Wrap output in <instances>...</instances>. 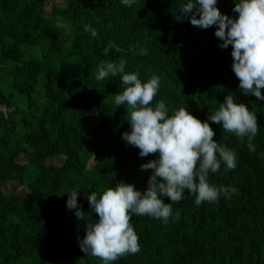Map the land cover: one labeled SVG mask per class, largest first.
Here are the masks:
<instances>
[{
	"label": "trees",
	"instance_id": "1",
	"mask_svg": "<svg viewBox=\"0 0 264 264\" xmlns=\"http://www.w3.org/2000/svg\"><path fill=\"white\" fill-rule=\"evenodd\" d=\"M45 1L0 0V107H11L16 95L27 101L9 118L0 112V264H99L78 244L85 224L94 223L97 214L79 221L66 208L67 193L61 192L76 187L85 188L82 193H102L120 181L146 188L151 170L141 172L139 165L156 154L140 157L139 149L121 138L129 122L126 109L113 102L123 90L120 76L95 79L101 61L118 63L120 55L160 60L186 79L178 98L163 99L158 93L152 102L163 100L170 114L195 102L194 116L204 121L230 94L256 113L260 129L252 141L256 151L250 152L245 142L209 122L214 139L238 158L234 170L225 172L221 165L218 173L209 175V183L231 185L238 192L199 207L189 196L173 206L180 216L168 223L133 216L141 250L114 264H264V101L239 89L231 69V46L218 47L215 27L200 29L179 21L185 0H137L131 8L120 0H70L66 7H54L51 20L36 11ZM217 7L235 15L234 0H218ZM57 22L70 28L61 29ZM85 24L96 28L98 36L86 33ZM109 42L118 50L104 56ZM130 45L137 51L146 48L148 55L134 56ZM110 52H117L113 60ZM125 71L139 73L145 81L135 69ZM27 80L36 92L22 87ZM198 86L204 91L195 94ZM95 113L100 122L92 126ZM21 152L33 157V173L17 162ZM59 154L67 157L61 166L38 160L39 155ZM11 179L27 183L30 195L4 192L3 183ZM164 202L170 201L165 197ZM78 203L89 210L82 195ZM246 248L251 262H245Z\"/></svg>",
	"mask_w": 264,
	"mask_h": 264
},
{
	"label": "clouds",
	"instance_id": "2",
	"mask_svg": "<svg viewBox=\"0 0 264 264\" xmlns=\"http://www.w3.org/2000/svg\"><path fill=\"white\" fill-rule=\"evenodd\" d=\"M131 8L137 0H120ZM218 0H185L179 9V21L187 20L200 29L215 27L214 35L218 47L231 46V69L239 80V89L244 95H252L257 101H264V0H234L232 13H222ZM198 17V18H197ZM91 37L98 31L91 25L83 26ZM116 46L109 42L103 49L108 56ZM118 50V49H116ZM132 54L146 56L148 50L134 45ZM125 61H101L97 65L95 79L103 81L120 76L123 90L114 96V104L127 111L129 130L121 133L122 140L139 149L140 157L156 154L155 159L139 165L141 172L151 170L144 190L134 184L120 181L102 193L81 192L85 188H72L67 193L66 208L74 211L81 220H92V213L98 218L85 224V235L78 237V244L85 256L97 257L99 264H114L127 255L140 252L139 236L131 223L133 216H149L168 223L169 218L178 220L180 213H174L173 206L187 197L193 198L195 206L204 202L214 203L221 197L230 198L238 189L228 185L216 186L209 183V175L220 171L234 170L237 166L236 153L214 139L216 133L210 123L221 125L226 132L245 142L250 152H255L252 143L260 127L256 113L244 103H237L233 96L225 95L218 110L211 112L201 121L186 107H180L170 114L163 100L156 101L160 89V78L156 75L146 81L140 74L125 71ZM187 192V194H186ZM87 200L89 210L85 212L78 203V196ZM169 203L164 202V198ZM87 213V216H86Z\"/></svg>",
	"mask_w": 264,
	"mask_h": 264
},
{
	"label": "rangeland",
	"instance_id": "3",
	"mask_svg": "<svg viewBox=\"0 0 264 264\" xmlns=\"http://www.w3.org/2000/svg\"><path fill=\"white\" fill-rule=\"evenodd\" d=\"M70 0H46L43 2L41 5L36 7V11L41 12L45 15V17L49 20L52 19V14L55 6H60V7H66L68 5ZM9 24H12L15 26L17 29L20 28V26L17 23H14L13 21H10ZM57 25L61 29H69L70 24H62L57 22ZM2 46L0 44V52H1ZM112 55V60L113 56L117 54V52H110ZM124 60L125 61V67H128V69H135L137 72H140L145 76V81L151 76L156 75L160 78V89L158 93H161V97L163 99L165 97H169L171 99L178 98L179 95H182L185 92L186 89V79L180 76L177 70H175L174 67H167L164 65L160 60L156 59H147V58H132L127 55H120L119 61ZM23 79L24 77L20 75ZM26 90L30 92H36L37 87L33 85L31 80H27L26 83L22 86ZM204 87L198 86L194 88L195 94L202 93L204 91ZM14 104L11 107L7 106H1L0 107V112L5 115L6 118H9L10 114L23 109L27 105V101L24 98H20L19 96H15L14 98ZM186 107L187 110L191 114H196L197 113V105L196 103H187L186 105L182 106ZM216 110H212L211 112H214ZM100 122V119L98 115L92 114L90 117V124L92 126H96ZM39 162L49 164V165H56V166H61L63 165L67 157L63 154L59 155H54V156H41L39 155L38 158ZM17 162L19 165L27 167V172L29 174L33 173L35 171V166L33 164V157L28 155L26 152H21L19 154ZM94 163V160H92L89 164V168L92 167V164ZM4 192L6 193H15L17 195L21 196H28L31 193V189L29 185L22 180H14L11 179L9 181H5L1 187ZM220 223H218L219 225ZM247 244V243H245ZM248 244L246 245V247ZM230 252V251H229ZM250 254L251 251L246 248V252L244 254L245 258L248 257L250 261Z\"/></svg>",
	"mask_w": 264,
	"mask_h": 264
}]
</instances>
